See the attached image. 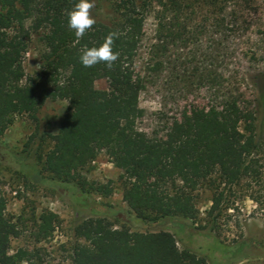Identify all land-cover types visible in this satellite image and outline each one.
I'll list each match as a JSON object with an SVG mask.
<instances>
[{"label":"trees","instance_id":"1","mask_svg":"<svg viewBox=\"0 0 264 264\" xmlns=\"http://www.w3.org/2000/svg\"><path fill=\"white\" fill-rule=\"evenodd\" d=\"M75 3L0 0V137L17 117L31 119L36 128L24 151L50 140L51 148L39 157L43 172L58 187L71 186L94 214L74 229L82 242L73 248V264H208L206 257L179 248V240L192 237L187 229H207L215 247L242 252L246 244H224L218 228L235 193L264 187V135L254 95L264 103V78H250L241 68L243 60L264 62V0H94L96 23L82 38L67 23ZM105 6L110 14L101 18ZM110 33L117 34V60L111 67H83V49L100 46ZM35 40L42 44L39 70L27 77L24 58ZM143 52L150 72L168 71L210 95L206 107L191 105L163 135L138 128L145 114L140 96L147 81L138 70ZM98 80L106 81L104 91L96 89ZM47 101L67 103L55 134L40 129ZM8 149L0 144V154ZM103 152L122 173L128 210L97 200L94 194H113L111 184L82 175ZM203 187L213 192L205 225L197 207ZM6 209L0 195V264H21L28 252L10 254L20 233ZM133 217L162 227L134 231L126 225ZM38 219L36 237L50 238L58 214L44 211Z\"/></svg>","mask_w":264,"mask_h":264},{"label":"rangeland","instance_id":"2","mask_svg":"<svg viewBox=\"0 0 264 264\" xmlns=\"http://www.w3.org/2000/svg\"><path fill=\"white\" fill-rule=\"evenodd\" d=\"M109 14L110 8L105 6L98 16L106 18ZM41 50L42 44L38 40L30 45L24 58L27 77L34 76L39 70ZM144 52L138 59V70L147 81L140 96V107L144 109L145 114L138 122V128L149 134L163 135L166 126L174 118H180L191 105L206 107L210 95L205 88L198 90L174 80L168 71L159 74L150 72ZM241 68L250 78H264V62L243 60ZM95 87L104 91L107 87L106 81L98 80ZM254 95L258 107L259 131L264 135V103L258 92ZM66 105L65 101H47L43 105L39 113L42 132L55 134L58 131L62 109ZM35 128L36 124L31 119L20 116L4 136L0 137V144L9 148L8 153L0 154V195L7 201L6 216L16 223L20 233L19 237L12 239L10 254H15L21 249L27 251L28 261L21 264H73V248L82 242L75 236L74 229L84 218L93 217L94 214L85 209V199L81 195H74L71 186L58 187L50 176L43 172L39 157L51 148L50 140H37L31 145L30 151H24L25 144L35 132ZM38 174L42 178L39 183L33 180ZM121 174L104 152L91 168L82 172L89 182L111 184L113 194L109 197L94 194L97 200L128 210L129 207L123 200ZM198 194L197 207L201 213L202 224L205 225L206 211L212 205L213 192L209 187H203ZM251 195L256 196L258 201H254ZM232 198L235 200L234 205L223 211L218 232L226 245L246 244L242 252L233 254L215 247V242L207 235V229H187L192 237L187 243L179 240L178 246L206 257L208 264H264V187L239 191ZM44 211L58 214L59 222L50 238L38 239V218ZM126 225L134 231L143 232H156L162 227L157 223H143L135 217ZM164 228L175 233L170 228ZM178 236L183 237L180 233Z\"/></svg>","mask_w":264,"mask_h":264},{"label":"clouds","instance_id":"3","mask_svg":"<svg viewBox=\"0 0 264 264\" xmlns=\"http://www.w3.org/2000/svg\"><path fill=\"white\" fill-rule=\"evenodd\" d=\"M93 7L94 0H76L74 6L67 12L68 27L77 38H82L96 23L95 17L91 14ZM116 35V33H110L104 43L98 47H85L79 56L81 65L88 68L103 62L111 67L118 58L112 49Z\"/></svg>","mask_w":264,"mask_h":264}]
</instances>
